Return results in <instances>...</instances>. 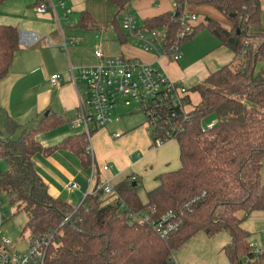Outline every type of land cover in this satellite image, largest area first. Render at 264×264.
<instances>
[{
    "label": "trees",
    "instance_id": "1",
    "mask_svg": "<svg viewBox=\"0 0 264 264\" xmlns=\"http://www.w3.org/2000/svg\"><path fill=\"white\" fill-rule=\"evenodd\" d=\"M6 1L0 0V6ZM102 1L113 3L118 16L140 0ZM175 2V14L146 19L143 28H166L171 41L180 28L179 15L186 4L212 5L231 28L207 18L195 27L189 40L205 28L234 59L189 90L199 95L200 103L182 121L175 139L179 168L156 178L158 185L147 193L145 204L138 196V182L134 187L135 182L127 178L114 188L130 210L147 213L151 220L172 213L178 226L162 238L147 224H128L120 204L102 206L100 191L85 197L78 208L54 198L36 171L34 157L52 152L42 147L37 134L56 129L62 119L50 113L30 128L19 126L8 116L6 137L0 138V159L8 164L0 174V195L9 197L18 212L29 217V242L51 235L47 264H174L173 254L200 232L208 238L228 233L230 243L224 252L229 264H264V254L251 251V233L242 227L253 212H264V69L257 68L264 62L261 0ZM92 26L93 18L83 11L78 27L87 30ZM111 26L119 43H128L130 36L117 18ZM19 50V30L0 25V82L9 74ZM210 116L216 121L207 128L204 123ZM86 147V136L79 131L58 149L71 152L90 170L92 161ZM66 217L69 221L61 226Z\"/></svg>",
    "mask_w": 264,
    "mask_h": 264
},
{
    "label": "crops",
    "instance_id": "2",
    "mask_svg": "<svg viewBox=\"0 0 264 264\" xmlns=\"http://www.w3.org/2000/svg\"><path fill=\"white\" fill-rule=\"evenodd\" d=\"M75 1L70 6L64 1L72 14L71 25L63 24L62 31L51 11L39 14L36 4L31 1L8 0L0 6V25L16 27L19 30V38L22 32L40 36L37 42L30 45H23L19 39L20 50L14 58L9 74L0 82V138L6 137L4 124L8 116L19 126L30 128H35L39 121L50 113L61 118L62 123L56 129L37 134V140L42 147L52 152L36 155L34 165L54 198L78 208L89 189L93 190L96 185H102L106 181L116 186L135 176V183H141L139 185L144 186L147 195L157 187L156 178L160 174L178 169L179 147L176 141H172L160 149H154L145 124H133L131 121L117 124L118 118L121 117V114H117L118 121H115L114 117L106 129L98 130L93 135L97 171L95 179L91 182L90 170L84 169L79 159L71 152L58 149L63 141L81 131L74 129L72 122L82 99L79 91L83 86L79 83L78 91L72 82L71 69L76 74L81 68L96 65L98 60L95 50L100 49L108 57H127L162 69L167 79L180 82L191 90L194 86L190 88L187 84L193 83L194 80L203 83L210 73L231 63L234 56L226 47L220 46L215 37V41L210 40L207 43L197 41L194 37L184 44V55L178 62L165 58L158 61L154 53L134 46L130 38L128 43H119L113 27L111 29L104 25L105 2L86 0L85 4L81 5ZM55 2L57 3V0ZM155 2L157 3V0ZM190 5L193 13L201 15L198 25L204 24L206 19L210 18L224 28H231L227 18L214 6L196 3ZM154 6L153 0L137 1L136 9L143 22L163 13L173 12L165 0L162 7ZM58 10L60 12V9ZM83 11L89 12L94 20V26L87 30L78 27ZM97 24L105 29L95 30L97 28L93 27ZM262 24L264 27V13ZM62 37L68 43L67 51L62 48ZM71 41H74L73 45L70 44ZM56 74L60 75V79L58 85H53L51 77ZM193 96L198 98V104H192ZM189 100L193 108L200 103L199 95L194 92H190ZM119 109L122 107L115 110ZM118 132L121 137L116 139L113 134ZM170 148H174V154L169 153ZM133 155L136 156L134 159ZM0 162L4 172L8 164L3 159H0ZM105 165H111L112 169L102 172ZM71 183L77 185L73 191L67 189ZM110 202L111 200L100 191L102 206L109 205ZM142 203L145 204L143 201ZM229 243L230 236L226 232H221L213 238H208L205 233L200 232L173 254L174 264H229L224 252Z\"/></svg>",
    "mask_w": 264,
    "mask_h": 264
},
{
    "label": "built area",
    "instance_id": "3",
    "mask_svg": "<svg viewBox=\"0 0 264 264\" xmlns=\"http://www.w3.org/2000/svg\"><path fill=\"white\" fill-rule=\"evenodd\" d=\"M36 4L37 12L45 14L51 11L62 31L63 24L71 25V9L65 6L64 0H28ZM154 1V5L157 3ZM60 9V12L59 10ZM175 14V11L173 12ZM180 28L171 41L168 40L166 28L157 30H145L138 25L132 13L124 12L121 20V27L126 34L134 39L135 45L145 52L154 53L158 61L168 59L172 62L179 61L184 55V44L193 35L199 18L195 13L182 10L179 15ZM39 35L31 32H22L20 42L23 45H30L38 41ZM62 48L68 50V43L62 37ZM70 44H74L71 41ZM95 57L98 63L94 66L84 67L75 74L71 69L72 82L79 91V83L83 88L79 91L82 94L76 117L72 122L74 129H79L86 136L87 153L91 157V182L95 179L97 166L94 157L92 144L93 131L106 129L113 121V113L116 108L123 106L131 107L132 111H141L145 115V128L151 139L152 147L160 149L166 144L175 141L182 129V121L187 120L194 108L187 102L190 94L182 83L170 81L166 78L162 69L139 60L126 59L124 57H108L97 49ZM60 75H53L51 82L58 85ZM213 123L207 128H212ZM114 138H120L121 133H114ZM136 156L133 155L132 159ZM111 165L102 167V172H109ZM130 181L136 182L137 177L133 176ZM77 188L75 183L68 185L67 189L73 191ZM101 191L102 194L111 200L109 205L120 204V211H124L128 224L144 223L156 231L162 238H165L171 231L175 230L178 223L173 221L172 213H168L160 220H151L147 213L134 212L130 210L121 200L118 192L109 181L102 185H96L89 189L85 197ZM84 197V199H85ZM108 206V205H105ZM4 208L0 198V227L5 224ZM69 221L64 218L61 226ZM264 237V233L262 234ZM52 237L44 235L41 239L28 242L25 252L12 251L11 242L0 233V264H47V248ZM250 249L256 255L264 254L258 245L250 244Z\"/></svg>",
    "mask_w": 264,
    "mask_h": 264
},
{
    "label": "rangeland",
    "instance_id": "4",
    "mask_svg": "<svg viewBox=\"0 0 264 264\" xmlns=\"http://www.w3.org/2000/svg\"><path fill=\"white\" fill-rule=\"evenodd\" d=\"M64 1L67 3V6H68V4H69V6L73 5L74 2H76L75 0H71V1L70 0H64ZM140 1H146V0H140ZM163 1L164 0H157L158 4H157V6H154V8H157L160 6L162 7ZM183 1H186V0H183ZM77 2H80V4L83 5V4H85L86 0H77ZM165 2L172 8V10L174 12L176 9L175 0H165ZM146 4H147V2H146ZM261 4H262V8H263V13H264V0H262ZM136 5H137V2L135 3V5L131 4L127 11H129L130 13H132L134 15L138 25H142L143 21L139 17L138 10L136 9ZM190 6H191L190 4H186L184 6V8L186 9L187 12L193 13L194 11L191 9ZM127 11H125V12H127ZM136 12H137V14H136ZM117 13H118V9L113 3H111V2L105 3L106 22L104 23V25L106 24L108 26V28L112 29L111 24L115 18H117V20L119 22H121L124 13H122L118 16H117ZM77 16L79 17V14H77ZM197 16L199 18L201 15L198 14ZM78 17L76 20H78ZM93 28H97L95 30H98V31L105 29V27H103L100 24H97L96 27H93ZM195 38H196L195 40L201 41L203 43H207L210 40L215 41V38L205 28L201 32H199L195 36ZM130 39H131V42L133 43V45L135 46L134 39L131 37H130ZM126 59H127V57H126ZM169 63H171V62H169ZM171 64H173V63H171ZM257 68H258V70H261L262 68L264 69V62L260 63ZM198 82H199L198 80H194L193 83H189L186 86L191 88L193 86L201 84ZM192 99H193L192 100L193 105L198 104V100H197L198 98H196V96H193ZM120 107H122V109L115 110L113 113V119H114V117H115V121H118V119H119V122L117 124L127 123V121H131L133 124H138V125L145 124L146 119H145V115L143 112H141V111L134 112L131 110L132 109L131 107H129V108H126L123 106H120ZM117 114H121L120 115L121 117L118 118L116 116ZM215 121H216L215 116H210L205 120L204 124L207 125L209 123H214ZM169 153L174 154L175 153L174 148H170ZM177 162H179L177 165L179 168V165H180L179 157H178ZM262 165H263V167H262V171H261V180H262V183L264 184V160L262 161ZM0 170H1L0 173L3 172L1 162H0ZM139 184H141V183H139ZM138 194H139L141 200L146 203L147 202V196H146L144 186H142V185L139 186ZM0 198H1L3 208H4V210H3L4 218L6 219L5 224L0 227V233L3 236H5L11 242V248H12L11 250L12 251L25 252L27 250L28 242L30 240V234L26 228V224L29 221V217L24 212H18L17 206L14 205L13 203H11V200L9 199V197L0 195ZM242 227L244 229L250 231V233H251V236H250V242L251 243L250 244L258 245V248H260L261 250L264 251V237L262 235L264 233V212H253L243 222Z\"/></svg>",
    "mask_w": 264,
    "mask_h": 264
},
{
    "label": "water",
    "instance_id": "5",
    "mask_svg": "<svg viewBox=\"0 0 264 264\" xmlns=\"http://www.w3.org/2000/svg\"><path fill=\"white\" fill-rule=\"evenodd\" d=\"M133 186L135 187L136 186V183H133Z\"/></svg>",
    "mask_w": 264,
    "mask_h": 264
}]
</instances>
